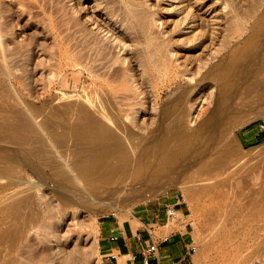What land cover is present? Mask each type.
I'll list each match as a JSON object with an SVG mask.
<instances>
[{
    "label": "rangeland",
    "instance_id": "374dc122",
    "mask_svg": "<svg viewBox=\"0 0 264 264\" xmlns=\"http://www.w3.org/2000/svg\"><path fill=\"white\" fill-rule=\"evenodd\" d=\"M261 4L0 0V264H105L102 220L137 225L172 199L185 207L192 264L250 253L264 238V24L251 32ZM184 90L197 134L176 171L82 166L87 145L62 134L69 120L116 115L146 135ZM221 180L244 199L222 235ZM261 260L264 247L247 264Z\"/></svg>",
    "mask_w": 264,
    "mask_h": 264
},
{
    "label": "bare ground",
    "instance_id": "6f19581e",
    "mask_svg": "<svg viewBox=\"0 0 264 264\" xmlns=\"http://www.w3.org/2000/svg\"><path fill=\"white\" fill-rule=\"evenodd\" d=\"M262 7L263 9L261 8V12L259 10L260 13L251 25V32L254 35L264 24V6ZM185 104L186 93L184 90L173 96L161 107L159 119L154 128L149 130L146 135L132 131L127 124L126 126L124 122H121L122 120H118L116 115H113L114 117L102 115L85 116L79 120H69L62 126V134L74 138L80 144L85 143L87 145L81 150L83 152L79 163L82 166L104 164L110 171H119L133 163H140L141 166L151 167L157 173L176 171V166L187 159L189 145L192 144V140L195 139L197 134L196 128H191L187 123L190 119L188 118L189 113L185 111ZM232 184L229 181L221 180L217 183L216 190H214L215 209L223 203L227 206L225 211L223 209V212L219 213L220 220L216 232L221 235L229 220L231 222V219L228 220L230 215L228 212H232L234 215L235 213L233 212L239 210L237 208H244V202L242 201L244 199L241 197L242 189L240 188L241 190H239L237 189L238 187L236 188ZM262 191H264V187H261L260 193ZM261 195L264 196L263 194ZM231 200L233 201L232 206L234 204L237 205L234 207L230 206L229 204L231 203L229 202ZM230 217L232 218L233 216L230 215ZM260 228L264 229L263 225ZM217 233L216 235H219ZM224 239L226 240L225 237ZM263 247L264 238H260L252 247L251 252L237 261L236 264L249 263L252 254ZM259 262L264 263V260Z\"/></svg>",
    "mask_w": 264,
    "mask_h": 264
},
{
    "label": "crops",
    "instance_id": "0c3cea01",
    "mask_svg": "<svg viewBox=\"0 0 264 264\" xmlns=\"http://www.w3.org/2000/svg\"><path fill=\"white\" fill-rule=\"evenodd\" d=\"M171 201V206L175 207L182 219L171 221L166 217V210L159 208L153 210L149 216L142 219L140 224L137 225L130 223V221L120 223L111 219L102 220L99 226L97 247L105 264H126L125 258L133 252H139L140 247L148 243L151 237L159 243L158 251L153 257L158 259L159 264H192L193 254L188 255V248L192 243V239L189 236L187 223L185 222V207L178 199H172ZM111 228L119 236L113 242L108 240ZM173 232H176L174 236L172 235ZM136 235H140L141 239L139 241H137ZM165 235L171 237L167 243H161V238ZM111 254L116 255L115 260L108 259ZM132 263L141 264L140 261Z\"/></svg>",
    "mask_w": 264,
    "mask_h": 264
},
{
    "label": "built area",
    "instance_id": "2783aa9c",
    "mask_svg": "<svg viewBox=\"0 0 264 264\" xmlns=\"http://www.w3.org/2000/svg\"><path fill=\"white\" fill-rule=\"evenodd\" d=\"M111 216H113V215L107 214L104 218L109 219ZM166 217L171 221H174L177 219H182V216L179 215V213L177 212V210L175 209L174 206L168 207L166 209ZM175 234H176V232L172 233L173 236ZM170 237L171 236H169V235L163 236L161 238V243H167L169 241ZM118 238H119V236L115 233L114 229L111 228L108 240L110 242H113V241H116ZM136 239H137V241H139L141 239L140 235H136ZM158 247H159V243L154 241L151 237L148 243H145L143 247H140L141 249L139 252L131 253L129 255V258L132 262L140 261L141 264H159L158 259L153 258L158 251ZM195 251H196V247L191 243V245L188 248V255L193 254ZM108 259L115 260L116 255L111 254V256ZM255 264H264V263L256 262Z\"/></svg>",
    "mask_w": 264,
    "mask_h": 264
}]
</instances>
